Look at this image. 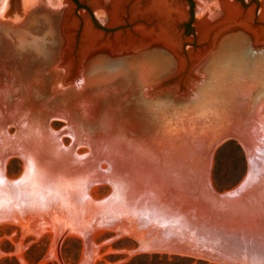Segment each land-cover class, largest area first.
Wrapping results in <instances>:
<instances>
[{"label":"rangeland","instance_id":"374dc122","mask_svg":"<svg viewBox=\"0 0 264 264\" xmlns=\"http://www.w3.org/2000/svg\"><path fill=\"white\" fill-rule=\"evenodd\" d=\"M43 17H26L20 33L0 28V125L12 134L13 123L28 118L66 149L47 176L28 171L31 159L19 147L0 144V264H245L225 251L227 241L215 231L220 218H207L184 195L161 187L165 170L112 172L101 157L157 159L181 139L206 140L218 131L224 139L211 147L204 178L216 194L238 187L248 160L238 138L222 133H234L264 102V49L245 35H223L182 100L152 97L151 84L173 69L153 47L129 58L93 54L80 85L52 92L46 66L60 55L62 21L54 28ZM259 136L252 151L264 157ZM193 158L160 164L189 168Z\"/></svg>","mask_w":264,"mask_h":264},{"label":"bare ground","instance_id":"6f19581e","mask_svg":"<svg viewBox=\"0 0 264 264\" xmlns=\"http://www.w3.org/2000/svg\"><path fill=\"white\" fill-rule=\"evenodd\" d=\"M260 3L259 16L263 18L261 20H264V0H260ZM68 4L69 0H0V28L5 31L20 33L21 31L17 28H19L23 20L35 14H43L47 19L50 17L54 20L51 25L54 28L57 22L62 21L61 29L64 43H62L60 55L58 58L51 56V62L49 60L46 66L48 67V74L50 75V87H48L52 92H58L59 90L65 91L83 82L87 58L94 54V47L98 46V43H102V45L106 44L104 46L109 49L110 53H117L118 56L126 55L128 58L137 57L136 55H138V53L150 48L148 46H150L151 43H156L163 48L175 52L179 38L175 25L177 22H181L186 15V5L181 0H91L90 7L94 15L98 16V20L113 25L125 21V16L132 23L133 29L140 33L134 35L129 32L130 30L128 29H121L113 35H102L91 28L86 14L81 12L87 23L85 22V30L80 38L82 44L77 48V46L74 45L77 18L71 14V11L63 13L61 18L54 12L55 8L57 9L62 5ZM196 5L198 12L196 14L195 27L199 35L205 36L210 25L217 26L218 30L222 25L220 31L225 28L223 33L228 31L229 33L245 34V36H248L249 40L254 42L253 46L255 48L264 49V28L251 25V14H249L248 20H246V16L245 20H238L237 15L239 8L238 4L233 0H197ZM249 10L251 11L252 9L249 8ZM239 25H242L241 28H243L245 32L242 31V33H240L234 30V28H236L235 26ZM215 36L218 39V43L223 34L216 33ZM153 48L162 50L156 47ZM59 58L60 62L58 64L57 59ZM82 63L84 64L82 67L83 70L79 71ZM204 67L205 64L197 67L193 74L195 77H193L192 82L201 78V72ZM83 107L89 108V105H83ZM13 128L14 132L10 134L8 129L5 130L0 125V144L3 146L14 145L19 147L24 153V157L27 156L31 159V161L25 159L29 163L28 171L36 173L40 171L44 173L43 175L49 176V169L53 166L52 161L62 155V151L66 149L63 147L64 145L61 146L57 136H51V133L49 135L46 134L43 128H35L28 118L15 121L13 123ZM235 128L234 133H230L229 129L226 128L227 131L223 132L222 135L225 136L230 134L238 138L248 160V173L238 187L223 194L225 197L229 198L230 208L216 211L214 212L215 214L212 212V214L210 212H206V214L213 215L214 217L216 216V218H220L223 221L222 224L216 226L215 231L219 233V235L224 236L227 241L226 245H224L227 247L225 251L229 250V252H234L236 256H241L245 264H264V157L255 156L253 153L256 152L252 151V143L254 141H256V143L257 141H261V138L260 140L258 139L259 135V137H262L264 140V102L254 109L251 120ZM73 137L74 135H72V138ZM262 142L264 143V141ZM263 143L258 145L260 148L257 149L259 150V155L264 156ZM86 146L88 148V145ZM253 146V148L256 147L255 143ZM88 151L90 150L88 149ZM89 153L92 155L91 152ZM84 154L87 153L84 152ZM84 154L83 156H85ZM101 158H103L105 164L109 165L112 172L114 170L118 171L120 169L130 168H136L142 171H149L151 168H155L156 170L162 168L166 170V173H169L165 175L166 178L164 182L161 183V187H168L178 191L186 198H191L196 204L198 203L195 196L188 194L192 186L189 184L191 180L181 175L185 168L182 166L180 168L179 162H171V165L167 167L166 165L164 166V164H160L155 158L147 159L145 157L123 156ZM197 159L193 158V160L188 161L186 164H189L192 168H195L197 164H202V168H208L207 163H209V157L208 159L207 157L200 158L199 160ZM156 161L159 164H153ZM82 162L84 161L81 160V163ZM61 165L59 166L63 167V165ZM65 166H67L66 163ZM200 185L204 188L203 190H211L204 178L201 179ZM189 195L191 197H189ZM120 196L124 195L122 194ZM229 220L230 222L227 223Z\"/></svg>","mask_w":264,"mask_h":264},{"label":"water","instance_id":"95a60500","mask_svg":"<svg viewBox=\"0 0 264 264\" xmlns=\"http://www.w3.org/2000/svg\"><path fill=\"white\" fill-rule=\"evenodd\" d=\"M90 1L91 0H69L68 5H62L57 9H54V12L57 13L60 18L63 13H68V11H71V14H73L77 18V27L74 34V45L77 46V48H79L82 44L80 38L83 31L85 30L84 28L86 22L84 15L81 14V12L86 14L91 28L95 31H98L102 35H113L115 32L121 29H128L130 30L129 32L134 35L140 33L139 31L133 29L132 23L125 16V21L115 23L111 26H106L105 24L101 23L94 15V12L90 7ZM181 1H183L186 5V15L181 22H177V24L175 25L176 32L179 36L175 52L163 48L160 45H157L156 43H151V45L148 46L150 48L155 46L158 49H162L161 52L165 53L167 57H170L173 63V69L171 73H169L170 75L168 77L163 76L159 79H156L149 87L150 93L152 94V97L154 96L155 99H157L158 97H163L164 99L174 97L182 100L185 99L187 96L191 95L194 92V86L196 85L195 82H192L193 77H195L193 74L197 67L206 64L211 54L215 50L218 44V39L215 36L216 33H220L221 35H226L229 33L228 31L223 33L225 31V28L220 31L222 25L220 26L219 30L217 26L210 25L208 30L206 31L205 36L199 35L197 33L196 27L192 25V23H194L195 25L196 22L194 1ZM186 1L189 3L188 6L186 4ZM233 1L238 4V20H245V16L246 20H248L249 14H251V25L256 27L259 26V28H264V20H261L263 18L259 16V8L261 3L258 0ZM254 2L256 4L254 7H252V4ZM250 7H252L251 11L249 10ZM184 19H187V21H184ZM235 27L236 28H234V30H236V32H245V30L241 28L242 25ZM97 45L98 46L94 47L95 51L93 57H95L97 54H107L110 52L109 49L104 46L106 44L102 45V43H98ZM83 65L84 64L82 63L79 68V71L83 70ZM71 88L73 89L74 86H72ZM217 132L210 134L212 137L206 140L195 138V140L190 139L188 141L185 139H181V141L177 143L178 147H176V150L171 149L169 151L164 152H161L160 150V156H158L156 160L160 161L159 163H163L164 160H166L165 157H198V159L196 158L197 160H199L200 158H206L209 156V153L212 149V145L224 139L220 138L219 133ZM158 170L160 171L163 169L160 168ZM181 175L183 177H186V179L191 180L189 184H191L192 186L188 194L195 196L196 201L198 202L196 204L193 199L190 198L189 200L192 208L196 207L201 212H203L207 218L210 219H216V216L214 217L213 215L206 214V212H212L213 214H215L214 212L216 211L230 208L228 197H225V195L223 194H216L211 190H203L204 188L201 187L200 181L204 178V168H202V164L196 165L195 168L189 166L188 169H183ZM173 191L178 192L175 190ZM190 195L189 197H191Z\"/></svg>","mask_w":264,"mask_h":264}]
</instances>
